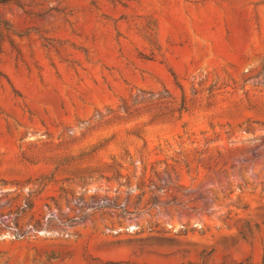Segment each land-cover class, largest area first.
I'll list each match as a JSON object with an SVG mask.
<instances>
[{
    "label": "rangeland",
    "instance_id": "1",
    "mask_svg": "<svg viewBox=\"0 0 264 264\" xmlns=\"http://www.w3.org/2000/svg\"><path fill=\"white\" fill-rule=\"evenodd\" d=\"M0 264H264V0L0 5Z\"/></svg>",
    "mask_w": 264,
    "mask_h": 264
},
{
    "label": "water",
    "instance_id": "2",
    "mask_svg": "<svg viewBox=\"0 0 264 264\" xmlns=\"http://www.w3.org/2000/svg\"><path fill=\"white\" fill-rule=\"evenodd\" d=\"M140 240L142 239H136L135 241H140ZM149 240H151L153 243L158 244L169 241L170 238L165 236H155V237H150ZM132 241L133 240L131 239H116L107 242L105 247L108 251L119 253L128 249Z\"/></svg>",
    "mask_w": 264,
    "mask_h": 264
},
{
    "label": "trees",
    "instance_id": "3",
    "mask_svg": "<svg viewBox=\"0 0 264 264\" xmlns=\"http://www.w3.org/2000/svg\"><path fill=\"white\" fill-rule=\"evenodd\" d=\"M9 1H11V0H0V5L4 4L6 2H9Z\"/></svg>",
    "mask_w": 264,
    "mask_h": 264
}]
</instances>
